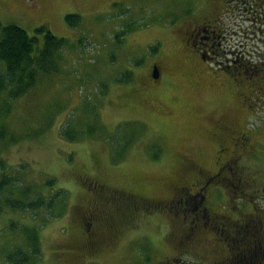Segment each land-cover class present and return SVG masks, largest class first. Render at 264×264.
<instances>
[{"label":"rangeland","instance_id":"rangeland-1","mask_svg":"<svg viewBox=\"0 0 264 264\" xmlns=\"http://www.w3.org/2000/svg\"><path fill=\"white\" fill-rule=\"evenodd\" d=\"M194 1L116 0L109 7L107 0H39L35 9L29 0H0L1 25L14 23L32 33L45 24L66 39L54 52L53 68L13 100L2 122L8 135L0 138V176L13 175L14 184L0 190V264H7L9 248L28 247L25 224L38 227L42 254L33 264H214L227 257L225 240L237 222L251 212L264 219V95L248 93L253 82L247 73L238 75L246 80L242 96L231 69L233 80L185 65L179 42L187 23L180 17ZM71 12L81 17L77 26L65 22ZM247 48L257 60L264 43L251 38ZM255 78L264 87V79ZM220 112L240 119L247 131L240 162L245 197L237 200L235 188L224 187L231 202L220 211L231 225L202 232L197 248H188L187 240V249L179 248L182 227L169 203L163 211L139 210L119 200L128 194L168 200L188 185L194 169L184 156L196 149L214 152ZM96 116L100 127L90 134L74 140L61 134L67 122L86 129ZM49 178L53 183L44 185ZM27 186L32 190L23 196ZM57 189L66 197L58 198L53 213L43 205L33 216L3 201L30 200L37 192L49 197ZM234 197L241 204L230 212Z\"/></svg>","mask_w":264,"mask_h":264},{"label":"flooded vegetation","instance_id":"flooded-vegetation-1","mask_svg":"<svg viewBox=\"0 0 264 264\" xmlns=\"http://www.w3.org/2000/svg\"><path fill=\"white\" fill-rule=\"evenodd\" d=\"M115 1L107 0L108 6ZM202 1L203 3L201 0H195L180 17L181 22L187 23L181 31L179 42L181 52H184L185 65L197 64L201 70L205 67L210 69L213 76L223 75L228 79V70L231 69L230 74L237 77V82L233 81V85L239 86L237 91L242 96L247 93L244 86L246 80L239 79L238 75L244 76L247 73L253 82L250 83L251 90H248V93L253 96L264 95V87L251 79H264V52L256 48L258 58L253 60L251 56L255 52L247 48L248 39L251 38L264 43V0ZM29 2L33 8H39V0ZM246 21L250 25L243 26L242 23ZM154 65L159 69L157 63L152 66ZM159 77L160 72L156 79ZM241 125L242 122L237 117H229L223 112L217 115L215 131L218 139H214V152L196 149L184 156L186 165L194 169L191 170L193 179L188 185H183L180 190L175 191L168 200L152 201L128 194L123 201L119 200V205L126 204L129 208L139 210L155 207V210L163 211L170 204V208L179 216L178 224L182 227L178 236L179 248H185L183 242L186 240L189 243L188 248H197V242L203 240L200 235L202 232L228 228L231 220L228 219L227 213L220 210H223L231 199L224 194L223 188H235L237 200H243L245 197L244 188H241L243 167L240 162L243 154L247 152L248 136L247 131L241 129ZM206 165H209L210 169H207ZM236 199L233 198L232 208L228 206L230 212L233 208L239 209L238 205L241 203ZM92 219L91 217L87 221L88 228ZM199 248L202 252L205 250L204 245ZM172 257L174 260L180 259L178 255Z\"/></svg>","mask_w":264,"mask_h":264},{"label":"trees","instance_id":"trees-1","mask_svg":"<svg viewBox=\"0 0 264 264\" xmlns=\"http://www.w3.org/2000/svg\"><path fill=\"white\" fill-rule=\"evenodd\" d=\"M64 19L68 25L77 26L81 17L79 14L71 12L66 13ZM65 41L64 37L54 35L46 25H39L33 29L32 33H29L17 24L1 25L0 23V62L3 63V69L0 70L1 139L7 138L8 135L7 126L2 122L10 114L13 100L29 91L42 72H48L49 69L53 68L54 52L60 50ZM40 42H42L41 46H39ZM127 75L128 73H126ZM97 122L98 116L93 117L87 123L86 129L85 125L84 128L81 124L74 127L70 122H67L62 126L61 134L73 140L79 139L83 137V134H90L91 129L100 127ZM72 130L74 131L73 135L70 134ZM9 139L15 140V136L11 134ZM13 178V175L2 173L0 176V190L13 185ZM52 183L51 178L43 182L46 186ZM31 190L32 188L27 186L20 191H22L23 196H27ZM21 197H7L3 201L11 209L29 210L33 216H36L37 213H40L39 210L43 205L44 208L52 212L58 198L62 197L64 201L66 194L62 189H57L53 196L49 197L40 192H37V195L30 200ZM3 210L4 206L0 204V212ZM41 218L43 220L47 219L45 216H41ZM94 223L93 221L92 224ZM235 226L236 230L232 231L230 239L225 240L228 246L227 257L214 264H264V219L251 213L243 217V220L237 222ZM23 232L28 247L15 245L9 248L4 255L7 264H33L37 262L35 261L37 258H41L38 227L34 224H25Z\"/></svg>","mask_w":264,"mask_h":264},{"label":"water","instance_id":"water-1","mask_svg":"<svg viewBox=\"0 0 264 264\" xmlns=\"http://www.w3.org/2000/svg\"><path fill=\"white\" fill-rule=\"evenodd\" d=\"M158 75H159V71H158V69L155 67V68L153 69V77H154V78H157Z\"/></svg>","mask_w":264,"mask_h":264}]
</instances>
